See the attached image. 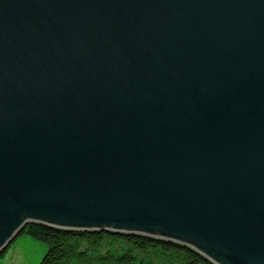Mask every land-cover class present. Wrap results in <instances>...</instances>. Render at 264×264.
I'll return each mask as SVG.
<instances>
[{
	"label": "water",
	"instance_id": "water-1",
	"mask_svg": "<svg viewBox=\"0 0 264 264\" xmlns=\"http://www.w3.org/2000/svg\"><path fill=\"white\" fill-rule=\"evenodd\" d=\"M29 222L264 264V0H0V252Z\"/></svg>",
	"mask_w": 264,
	"mask_h": 264
},
{
	"label": "trees",
	"instance_id": "trees-1",
	"mask_svg": "<svg viewBox=\"0 0 264 264\" xmlns=\"http://www.w3.org/2000/svg\"><path fill=\"white\" fill-rule=\"evenodd\" d=\"M23 235L48 244L41 264H215L189 245L169 239L105 229H66L29 222L1 250L4 258Z\"/></svg>",
	"mask_w": 264,
	"mask_h": 264
},
{
	"label": "rangeland",
	"instance_id": "rangeland-1",
	"mask_svg": "<svg viewBox=\"0 0 264 264\" xmlns=\"http://www.w3.org/2000/svg\"><path fill=\"white\" fill-rule=\"evenodd\" d=\"M151 237L161 238L157 236ZM191 247L194 248L193 246ZM48 248L47 243L28 235H23L12 245L5 257L0 259V264H41Z\"/></svg>",
	"mask_w": 264,
	"mask_h": 264
}]
</instances>
